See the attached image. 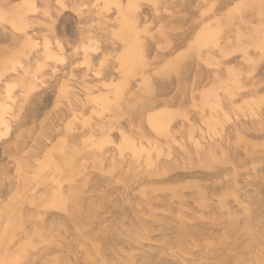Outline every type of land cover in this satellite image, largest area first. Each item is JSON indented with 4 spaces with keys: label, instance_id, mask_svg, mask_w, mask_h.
Listing matches in <instances>:
<instances>
[{
    "label": "rangeland",
    "instance_id": "374dc122",
    "mask_svg": "<svg viewBox=\"0 0 264 264\" xmlns=\"http://www.w3.org/2000/svg\"><path fill=\"white\" fill-rule=\"evenodd\" d=\"M0 264H264V0H0Z\"/></svg>",
    "mask_w": 264,
    "mask_h": 264
},
{
    "label": "bare ground",
    "instance_id": "6f19581e",
    "mask_svg": "<svg viewBox=\"0 0 264 264\" xmlns=\"http://www.w3.org/2000/svg\"><path fill=\"white\" fill-rule=\"evenodd\" d=\"M132 63V62H131ZM152 123V122H151ZM262 257V256H261ZM258 260V259H257Z\"/></svg>",
    "mask_w": 264,
    "mask_h": 264
}]
</instances>
